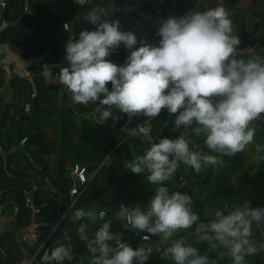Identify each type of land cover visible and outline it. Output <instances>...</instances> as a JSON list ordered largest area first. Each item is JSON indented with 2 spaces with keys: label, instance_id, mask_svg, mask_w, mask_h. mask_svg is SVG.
<instances>
[{
  "label": "trees",
  "instance_id": "trees-1",
  "mask_svg": "<svg viewBox=\"0 0 264 264\" xmlns=\"http://www.w3.org/2000/svg\"><path fill=\"white\" fill-rule=\"evenodd\" d=\"M47 1L4 0L0 9V21L3 22L0 25V42L18 46L24 59L42 65L54 62L67 66L64 60L67 39L78 37L82 30H94L95 26L75 15L70 0H51L50 7L46 5ZM238 1L221 0L218 4L216 0H90L89 5L104 6L106 18L119 20L121 30L132 31L140 41L154 45L158 44L156 31L161 19L184 15L189 10L202 11L222 5L228 10L234 30L240 37V50L247 55L264 58V0H247L246 6L241 9L236 7ZM18 17L20 25L30 28L29 31L10 24ZM63 21L69 25L67 30L62 27ZM129 54L130 50L121 45L107 59L123 65ZM4 71L5 68L0 67V78ZM41 71L42 68L34 65L29 75L9 73V97L6 101V93L0 92V217L5 219L6 224L13 219L17 227H22L20 231L10 230L5 224L0 229V264H22L29 259L27 264H46V261H39L41 255L44 252L50 254L65 231L71 235L73 228L76 229L77 225L71 224L66 215L75 208L102 209L104 215L101 220L111 222L112 231L121 233L122 239L135 248L137 233L128 231L116 219L119 201L113 185L119 186L124 205H137L134 203L136 191L124 190L121 185L136 181L138 174L122 169L120 165L143 154L148 143L141 136L129 134L122 138L123 134L112 133L109 129H132L144 120L148 122V118L136 116L129 119L113 108L114 116L119 118H109L107 127H102L95 125L88 115L94 111V105L73 104L74 115L67 114L57 103L68 92L67 89L61 92L56 78H45ZM108 87L110 89L111 85ZM20 94L23 97H19ZM24 103H28L26 111ZM174 119L175 115L162 110L158 117L150 121L152 137L155 133L162 138L181 135L185 128H175ZM47 126L56 129L55 137L46 136ZM251 126L256 129L253 143L234 156H220L222 166H209L197 173L184 164V173L179 169L172 180L165 182L170 192L180 191L193 197L192 209L199 214L201 221L211 220L225 203L236 206L247 200L254 208L264 207V152L256 150L257 145H264V118L253 121ZM184 136L191 141L193 151L202 150L217 155L204 145L203 135L197 137L191 129H187ZM22 138L24 140L19 143ZM51 153H55L56 160L52 172H49L44 156ZM247 156L252 157L248 164ZM81 163L85 164L82 169L85 177L83 189L78 187L77 193L70 194L69 189L74 183L70 172L74 165ZM180 174L182 177L179 178ZM184 177L193 180V184H185ZM47 182L50 188L44 187ZM31 183L37 184L38 188L30 191ZM193 186L199 189L201 197L193 194ZM155 187L152 186L148 199L138 203L142 209L147 208ZM107 189L109 192L105 194ZM33 208L37 210L33 211ZM194 229L195 226L181 230L174 238L184 237L201 254L216 259L217 264H231L227 257L219 258V253L226 251L223 247L216 241H201L194 235ZM24 232L29 234V241L22 238ZM157 240L158 237L151 236L147 243L153 245ZM255 240L264 241L258 232ZM60 242L64 241L61 239ZM85 244L80 240L74 242L72 258L63 261V264H73L76 258H80V264H88L89 253ZM258 256L246 257L247 264H264V254L260 260ZM145 264H174V261L154 250Z\"/></svg>",
  "mask_w": 264,
  "mask_h": 264
},
{
  "label": "clouds",
  "instance_id": "clouds-1",
  "mask_svg": "<svg viewBox=\"0 0 264 264\" xmlns=\"http://www.w3.org/2000/svg\"><path fill=\"white\" fill-rule=\"evenodd\" d=\"M76 3L86 5L87 0ZM106 17L103 9H88L84 18L94 30L71 36L65 45L67 66L44 64L41 75H55L57 83L71 94L73 104L94 105L100 123L119 118L113 108L129 119L148 118L130 132L141 136L148 147L125 168L138 175L147 173L148 183L156 186L154 195L146 209L139 204L119 205L116 219L128 231L146 233L144 241L151 236L158 240L133 248L121 233L112 231L111 222H102L90 237V225L99 219L96 212L70 209L66 215L71 224H78L76 237L86 242L88 264H145L154 250L174 264H217L184 237L174 238L193 226L201 241H216L226 250L219 253L220 259L247 264L246 257L264 252V241L252 238L253 227L264 230V207L254 208L247 200L236 206L225 203L211 220L203 222L192 209L193 197L170 192L165 182L172 179L181 163L199 173L209 166H222L220 156H234L253 143L256 129L252 122L264 118V58L240 50V37L222 5L161 19L155 45L141 40L136 46L132 31L121 30L119 20ZM121 45L130 54L118 65L107 57ZM53 67L59 69L55 74ZM165 109L175 115V128L203 135L204 145L217 155L191 150V141L184 135L154 141L150 121ZM256 150L264 152V145H257ZM72 240L65 231L50 254L45 253L46 264L71 259Z\"/></svg>",
  "mask_w": 264,
  "mask_h": 264
},
{
  "label": "crops",
  "instance_id": "crops-1",
  "mask_svg": "<svg viewBox=\"0 0 264 264\" xmlns=\"http://www.w3.org/2000/svg\"><path fill=\"white\" fill-rule=\"evenodd\" d=\"M201 2H204L205 0H200ZM240 1V0H239ZM238 1V2H239ZM216 2L218 4L221 3V0H216ZM237 2V4H238ZM236 4V7L237 8H240L238 7ZM246 4H247V0H246ZM246 6V5H245ZM244 6V7H245ZM242 7V8H244ZM241 9V8H240ZM3 22L0 21V25H2ZM11 24V23H10ZM64 29V28H63ZM64 30H67V29H64ZM51 39H53L51 37ZM56 40V39H54ZM62 40V38L60 39V41ZM36 65L37 67L39 68H42V64L41 63H38L34 60H28V59H24L22 56H21V51H20V48L12 43H2L0 42V67H4L5 68V71L3 73V75L1 76L0 78V92H3L4 94L6 93L5 97H4V100L6 101L7 98L9 97V92H8V87H7V79H8V74H18V75H29L30 73V69ZM64 90V87H61L60 86V91L62 92ZM64 92V91H63ZM70 93L66 92L64 94V97L63 98H59L58 99V106L64 111L66 112L67 114H70V115H74V110H73V103L70 99ZM19 97H23V94H20ZM91 118V121L97 125V126H106V121L105 122H101L100 123V120H99V117L97 116L98 114H96L94 111L90 112L88 114ZM129 128H125V127H121V128H110L109 131L112 132V133H115V134H123V137H125V134L127 133ZM187 129H185L183 131V133L181 135H184L186 133ZM45 132H46V136H53L55 137V135H57V131L56 129L52 126V127H48L45 128ZM156 135H159L158 133H155ZM122 137V138H123ZM255 157V155H254ZM44 159L48 165V168L47 170L49 172H52V168L54 167V164H55V160H56V155L55 153H51L49 155H46L44 156ZM252 160V157L251 156H247L246 157V164L250 163ZM131 160H126V161H123L120 165V168L124 169L125 168V165L127 163H129ZM186 170V168L184 167V169H182L183 173L184 171ZM72 172H70V175H71ZM142 175V176H141ZM174 177V176H173ZM172 177V179H173ZM140 178H143L144 181L142 182ZM73 179V178H72ZM171 179V180H172ZM146 180V181H145ZM73 182L75 183V181L73 180ZM183 182L185 184H193V180L189 179V178H183ZM76 185V183H75ZM116 186L119 188V186L116 184ZM122 189L124 190H130V189H133L136 191L137 195H136V198L134 200V203L135 204H138L141 202V200L143 199H148L150 196H151V189H152V186L154 185H151L148 183L147 181V176L145 173H142V174H139L137 175V180L136 181H133V182H124L122 185ZM114 187V185H113ZM120 190V188H119ZM114 191V189H113ZM109 191L108 189L105 190V194H107ZM121 192V191H120ZM115 193V191H114ZM122 194V193H121ZM193 194L194 195H197L198 197H201V193L199 191V189L196 187V186H193ZM116 195V193H115ZM95 212H97V209L95 210ZM101 220V219H100ZM102 221V220H101ZM79 223V222H78ZM89 223V222H87ZM5 219L3 217H0V229L4 227L5 225ZM78 226V224H77ZM6 227L10 230H16V231H20L22 227H17L14 220L11 219L10 223H7L6 224ZM99 226L97 225H91L90 226V232H89V236L91 237V233H94L96 231V229L98 228ZM259 234V231L253 227V239L255 240L256 238V234ZM141 233H137V239H136V242H135V247L139 246L140 244L142 243H147L148 241H144L143 239H140L139 238V235ZM260 235V234H259ZM71 236L73 237V244L74 242L78 241L79 239L76 237V232H75V228H73V231H71ZM261 238V237H260ZM263 239V238H261ZM217 243V242H216ZM45 253L44 252L41 257H40V262H44L45 259ZM264 254V252H261V254H259V260L262 258V255ZM161 256V255H160ZM31 259L27 260V261H24L22 264H27L29 263ZM74 264H80V258H76L74 261H73ZM254 264H260V262H257V263H254Z\"/></svg>",
  "mask_w": 264,
  "mask_h": 264
},
{
  "label": "built area",
  "instance_id": "built-area-1",
  "mask_svg": "<svg viewBox=\"0 0 264 264\" xmlns=\"http://www.w3.org/2000/svg\"><path fill=\"white\" fill-rule=\"evenodd\" d=\"M70 2V5H72L74 8H75V15L76 16H78V17H80V18H84V13L88 10V9H94V8H99V9H103V12H104V15H106V9H105V7L104 6H97V7H91L90 5H89V2H90V0H87V3H86V5H80V4H78V3H76V0H70L69 1ZM4 6V0H0V8H2ZM85 19V18H84ZM68 23L67 22H65V21H63L62 22V27L64 28V29H68ZM137 45L136 46H139V42H140V39L137 37ZM126 49V48H125ZM127 50H129V49H127ZM47 65H49V66H53V65H57L56 63H54V62H49V63H47ZM56 72H58V68L57 67H53V73L55 74ZM52 77H55V75H53ZM60 85V84H59ZM61 87H63L62 85H60ZM23 109L26 111V110H28V103H24V105H23ZM145 122H147L146 120H144L141 124H143V123H145ZM130 132H131V129H128V131H127V133L125 134V137L127 136V135H129L130 134ZM124 138V137H123ZM162 137L160 136V135H154V138H153V140L154 141H158L159 139H161ZM170 139H174V138H170ZM24 139L22 138L20 141H19V143H21L22 141H23ZM190 149L191 150H193V148L192 147H190ZM184 167H185V165L183 164V163H181L180 165H179V168H178V170L179 169H184ZM82 169H83V167L82 168H80L77 172H76V174H77V178H78V185H75V183H73V185H71V187H70V189H69V193L70 194H74V193H77L78 192V187H80V190H82L83 189V186H84V183H85V177H84V175H83V173H82ZM76 171V165H74L73 166V168H72V170H71V172H75ZM180 177H182V174H180L179 175V178ZM38 188V186H37V184H35V183H31L30 184V188H29V190L31 191V190H35V189H37ZM79 190V191H80ZM26 202H28V195H26ZM37 209L36 208H33V211H36ZM97 216H98V218L99 219H101L102 217H103V215H104V211L102 210V209H100V210H97ZM84 223H87L86 221H83ZM144 235H146V234H144V233H141L140 235H139V238L140 239H142V237L144 236ZM22 238L25 240V241H29L30 240V237H29V234L27 233V232H24L23 234H22ZM74 264V263H73Z\"/></svg>",
  "mask_w": 264,
  "mask_h": 264
},
{
  "label": "water",
  "instance_id": "water-1",
  "mask_svg": "<svg viewBox=\"0 0 264 264\" xmlns=\"http://www.w3.org/2000/svg\"><path fill=\"white\" fill-rule=\"evenodd\" d=\"M26 1H27V0H24V2H26ZM50 2H51V0H48L47 3H46V5H47L48 7H50ZM0 9H1V8H0ZM11 25L19 26L20 28H22V29H24V30H27V31L30 30V28H25V27H23L22 25H20V23H19V17L16 18L14 21H12V22H11ZM67 41H68V39H67ZM84 165H85L84 163H81V164L76 165V171L71 173V177H72L73 180L75 181L76 185H78V178H77V174H76V172H77L80 168L84 167ZM44 187L50 188V184L47 182V183H45ZM113 189H114V191H115V193H116V196H117V198H118L119 205L123 204V197H122V194H121L119 188H118L116 185H114ZM86 192L88 193V190H86ZM93 210L95 211V210H96V207H93ZM96 214H97V213H96ZM97 217H98V216H97ZM102 222H104V221H101L100 219H98V220H97V223H95V224H93V225H97V226H99ZM121 224H123V223L121 222ZM90 226H91V225H90ZM258 231H259L260 237L264 239V230H258ZM194 235H196V236L200 239V237H199L195 232H194ZM156 242H157V241H155V243H156Z\"/></svg>",
  "mask_w": 264,
  "mask_h": 264
},
{
  "label": "rangeland",
  "instance_id": "rangeland-1",
  "mask_svg": "<svg viewBox=\"0 0 264 264\" xmlns=\"http://www.w3.org/2000/svg\"><path fill=\"white\" fill-rule=\"evenodd\" d=\"M246 5V0H240L237 4L238 7L242 8Z\"/></svg>",
  "mask_w": 264,
  "mask_h": 264
}]
</instances>
